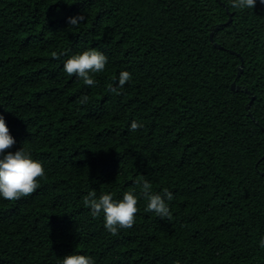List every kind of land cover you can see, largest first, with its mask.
Listing matches in <instances>:
<instances>
[{"label": "trees", "instance_id": "1", "mask_svg": "<svg viewBox=\"0 0 264 264\" xmlns=\"http://www.w3.org/2000/svg\"><path fill=\"white\" fill-rule=\"evenodd\" d=\"M88 50L108 58L94 87L63 67ZM0 115L9 151L45 169L31 196L0 197V264H264L259 0H0ZM144 180L173 194L170 219L145 211ZM91 191L133 192L134 226L112 236L83 204Z\"/></svg>", "mask_w": 264, "mask_h": 264}, {"label": "clouds", "instance_id": "2", "mask_svg": "<svg viewBox=\"0 0 264 264\" xmlns=\"http://www.w3.org/2000/svg\"><path fill=\"white\" fill-rule=\"evenodd\" d=\"M264 4V0H259ZM257 0H231L233 8L254 9ZM86 16L78 14L68 19L69 28L78 27L85 22ZM54 58L59 59L55 53ZM108 58L96 50L84 51L82 54H76L67 59L64 63V72L69 76H76L89 87H94L97 81L93 74L105 71ZM132 79V74L128 71H122L119 74L118 84L122 89ZM109 91L119 95L116 88L109 86ZM88 96H82L78 103L87 104ZM143 125L133 121L130 125V131L135 132ZM16 141L10 134L6 121L0 115V197L6 201H18L21 198L31 196L39 188V180L45 176V169L41 162L32 159L31 154L24 148L15 151H9L13 148ZM140 181L137 184L140 185ZM140 195L147 201L145 211L153 212L161 219L171 218V211L166 203L173 199V194L165 189L162 194H155L152 191V185L144 180L142 182V191ZM137 196L129 191L123 194V198L115 200L112 194H102L97 198L96 192L91 191L83 199V204L91 210L93 218L103 214L104 226L112 235L117 236L122 229H131L136 222V215L139 211ZM260 246L264 248V239L260 241ZM62 264H95L94 260L86 255L73 254L63 258Z\"/></svg>", "mask_w": 264, "mask_h": 264}, {"label": "water", "instance_id": "3", "mask_svg": "<svg viewBox=\"0 0 264 264\" xmlns=\"http://www.w3.org/2000/svg\"><path fill=\"white\" fill-rule=\"evenodd\" d=\"M229 16L231 17V14H229ZM230 17H229V19H228V22L230 21ZM228 22H227V23H228ZM217 28H218V27L213 28V30H212L211 33H210V39H211V41H213V33H214V31H215ZM214 45L218 46L219 48H222L220 45H217V44H214ZM230 52H231V53H235L234 51H230ZM241 72H242V65L239 67V73H238V76H237V77H239V75H240ZM231 88H232L233 90H239V89H240V87L237 86L235 82L232 83ZM245 91H246L247 93H249L247 90H245ZM252 99H253V97H251V100L249 101V103H248V105H247V109L249 108ZM249 114H250V113H249Z\"/></svg>", "mask_w": 264, "mask_h": 264}]
</instances>
